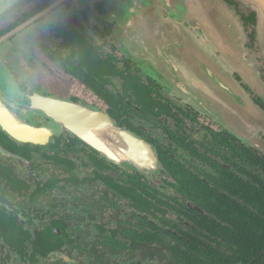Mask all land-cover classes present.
Returning <instances> with one entry per match:
<instances>
[{
	"label": "flooded vegetation",
	"instance_id": "af4514ba",
	"mask_svg": "<svg viewBox=\"0 0 264 264\" xmlns=\"http://www.w3.org/2000/svg\"><path fill=\"white\" fill-rule=\"evenodd\" d=\"M217 2L0 0V264H264V151L168 80L228 73L264 112L257 11ZM97 115L138 144L106 153Z\"/></svg>",
	"mask_w": 264,
	"mask_h": 264
},
{
	"label": "water",
	"instance_id": "95a60500",
	"mask_svg": "<svg viewBox=\"0 0 264 264\" xmlns=\"http://www.w3.org/2000/svg\"><path fill=\"white\" fill-rule=\"evenodd\" d=\"M201 1V0H200ZM207 1V0H206ZM211 1V0H210ZM249 2L252 4V8L254 11H257L258 14V30L264 28V0H240ZM217 0H214V9H218L220 11L226 10L225 7H217ZM227 13V11H223ZM244 46L242 41V47ZM233 49V47H231ZM223 65V64H222ZM225 67H242V62L236 61H227L224 63ZM199 74V71H198ZM206 74L211 75L210 73L206 72ZM227 74V79L219 78L215 76L212 77H197V80L193 79H168L169 82L177 83L178 86H182L183 89L191 90L189 92L188 97L190 100L206 115L213 118L220 126L231 132L232 134L236 135L237 137L241 138L242 141L248 143L249 145L264 151L263 147L260 143V136L258 132L264 129V112L259 109L253 101L249 98L247 93L241 88L238 87L239 93L236 95L233 93L227 92L226 89L233 88L235 82L233 80H228L229 74ZM221 79V83L218 80ZM182 81V82H180ZM194 82V83H193ZM196 82V83H195ZM234 83V84H233ZM194 87L198 88V91L193 89ZM192 91H194L192 93ZM53 102V101H51ZM55 108L59 110L54 111V115L57 121H60L63 125H67V119L63 116V111L68 109L66 107V103L61 101H55L52 103ZM71 109H77L78 113H81L79 116H83L85 112H81L76 106L71 107ZM82 120L79 119L75 122L79 128L82 126ZM97 120L99 121V125L97 127V136H95V140L98 145L106 151L109 155L116 154L114 151L115 148H110L109 142L106 143L105 136L101 137V132H106L107 129L110 132L116 134L120 139L128 140L134 144L135 138L131 135L127 134L125 131L112 127V123L109 118L105 115H97ZM96 128V127H95ZM16 130V129H15ZM86 132L88 131L87 128H83ZM101 130V131H100ZM91 136V135H90ZM88 137V136H87ZM92 137V136H91ZM135 144H138L137 142ZM121 147L118 149V155H121ZM113 153V154H112ZM124 155V154H123Z\"/></svg>",
	"mask_w": 264,
	"mask_h": 264
},
{
	"label": "trees",
	"instance_id": "16d2710c",
	"mask_svg": "<svg viewBox=\"0 0 264 264\" xmlns=\"http://www.w3.org/2000/svg\"><path fill=\"white\" fill-rule=\"evenodd\" d=\"M45 250H46V247H45ZM1 252V251H0ZM44 256L43 257H41V258H39L38 256H36V255H34V256H32V257H29V263L30 264H48V257L46 256V251H44V254H43ZM37 258V259H34V258ZM188 259V261L189 260H193V258L192 257H189V258H187ZM0 261H2V256L0 257ZM187 264H189V262H186ZM2 264H5L4 262H2Z\"/></svg>",
	"mask_w": 264,
	"mask_h": 264
},
{
	"label": "rangeland",
	"instance_id": "374dc122",
	"mask_svg": "<svg viewBox=\"0 0 264 264\" xmlns=\"http://www.w3.org/2000/svg\"><path fill=\"white\" fill-rule=\"evenodd\" d=\"M225 24H229L231 27H236L238 25V21H237V18H229V17H225L224 18V22ZM258 33L261 37L264 38V28L263 29H259L258 30ZM242 41L243 43L246 42V37L243 33V30H242ZM224 65V64H223Z\"/></svg>",
	"mask_w": 264,
	"mask_h": 264
}]
</instances>
